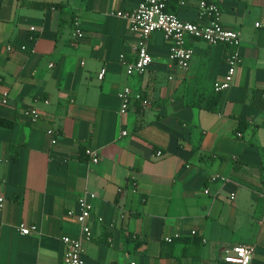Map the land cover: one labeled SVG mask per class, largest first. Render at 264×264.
I'll use <instances>...</instances> for the list:
<instances>
[{
	"label": "crops",
	"instance_id": "crops-1",
	"mask_svg": "<svg viewBox=\"0 0 264 264\" xmlns=\"http://www.w3.org/2000/svg\"><path fill=\"white\" fill-rule=\"evenodd\" d=\"M141 1L0 0V264H62L61 239L79 231L67 212L85 192L96 198L83 264H229L237 245L255 246L251 264H264V0H204L241 35L242 64L214 110L226 46L189 40L185 71L155 32L148 71L126 75L121 56L132 61L137 40L116 13ZM200 1L168 10L197 23ZM126 87L150 106L121 114ZM22 225L36 231L23 236Z\"/></svg>",
	"mask_w": 264,
	"mask_h": 264
},
{
	"label": "built area",
	"instance_id": "built-area-1",
	"mask_svg": "<svg viewBox=\"0 0 264 264\" xmlns=\"http://www.w3.org/2000/svg\"><path fill=\"white\" fill-rule=\"evenodd\" d=\"M168 4L169 0H143L132 11H118L116 13L118 18L129 23V31L137 40L135 58L127 62L124 56H121L126 75L142 76L148 71L153 61L148 51L149 38L153 33L160 32L167 45L169 63L185 71L188 70L193 56V49L187 44L189 40L202 41L210 46H226L228 48L226 71L223 79L214 83L213 91L221 93L229 90L233 84L236 71L242 64V58L238 50L241 43L240 33L224 27L221 22V10L215 3L200 1L197 23L181 21L176 14L167 11ZM255 27H262V25L256 23ZM30 30L34 31V28L31 27ZM75 36L77 38L82 36L77 23ZM7 49L11 51L12 47L8 46ZM21 49L24 50L25 48L22 47ZM103 74L104 70L100 72L99 78H102ZM118 97L121 102V114L125 113L133 102H139L143 108L150 106L149 99L142 98L141 94H136L133 97L128 87L124 88ZM7 100L8 93L4 92L1 103L6 104ZM24 115L35 122L39 118V111L36 108H27ZM47 134L51 137V144L55 145L57 142L56 131L49 129ZM237 135L240 136V134ZM84 154L92 163H98L99 154L97 151L87 148L84 150ZM157 155L160 156L161 153L158 152ZM216 180L224 182L225 178L219 176L211 178L212 182ZM133 185L136 186L135 183ZM205 193H207V190ZM261 195L264 198V189ZM95 198V194L85 192L77 201L78 214H74L72 211L67 212V216L75 218L79 231L74 238L63 237L61 239L64 246L62 264H83L84 243L89 242L93 236L90 218L93 212L91 201ZM3 208L4 199L0 197V213ZM98 221L101 222L102 219L99 218ZM35 231L36 226L27 228L22 225L19 228V232L23 236H28ZM191 233L194 235L195 231ZM175 238H178V236L166 237L164 241L171 243ZM254 254L255 246L237 245L225 251L223 261L229 264H251Z\"/></svg>",
	"mask_w": 264,
	"mask_h": 264
},
{
	"label": "trees",
	"instance_id": "trees-1",
	"mask_svg": "<svg viewBox=\"0 0 264 264\" xmlns=\"http://www.w3.org/2000/svg\"><path fill=\"white\" fill-rule=\"evenodd\" d=\"M168 6H169V4H168ZM168 6H167V11L172 13L171 11L168 10ZM213 93H214V95H212L213 99L212 100L210 99L211 101L208 103V106H207V109H209V110H214V107H215V104H216L215 101L217 100V97L220 95L219 93H215L214 91H213ZM142 98H145V97L142 96ZM5 123L6 122H4L3 120H0V124L1 125L5 124Z\"/></svg>",
	"mask_w": 264,
	"mask_h": 264
}]
</instances>
